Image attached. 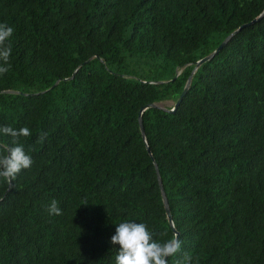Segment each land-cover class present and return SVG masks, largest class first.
I'll use <instances>...</instances> for the list:
<instances>
[{
	"label": "trees",
	"instance_id": "16d2710c",
	"mask_svg": "<svg viewBox=\"0 0 264 264\" xmlns=\"http://www.w3.org/2000/svg\"><path fill=\"white\" fill-rule=\"evenodd\" d=\"M263 8L0 0V23L14 29L0 126L30 129L20 142L34 161L11 187L0 178V264H116L110 241L124 221L146 223L161 243L173 227L181 249L168 264L185 254L193 264H264V14L235 31ZM233 31L168 111L194 62ZM151 102L143 140L137 112ZM0 145L11 137L0 134ZM53 200L59 216L48 212Z\"/></svg>",
	"mask_w": 264,
	"mask_h": 264
},
{
	"label": "clouds",
	"instance_id": "9594fccd",
	"mask_svg": "<svg viewBox=\"0 0 264 264\" xmlns=\"http://www.w3.org/2000/svg\"><path fill=\"white\" fill-rule=\"evenodd\" d=\"M14 29L5 23H0V75L6 74L11 65L12 55L11 38ZM0 134L11 137V146L0 145V178L11 187L13 181L22 170H29L34 161L28 155L21 138L31 136L28 127L14 129L11 126H0ZM47 139V134L42 133L37 143H42ZM3 152H7L4 155ZM87 205L86 202L84 204ZM50 215H61L58 202L53 200L48 207ZM111 244L119 245L118 253L115 257L116 264H168V258L176 256L181 249V241L178 236L159 242L154 238V233L149 230L146 223H136L124 221L117 225L115 235L111 237ZM176 264H193L192 256L185 254Z\"/></svg>",
	"mask_w": 264,
	"mask_h": 264
},
{
	"label": "water",
	"instance_id": "95a60500",
	"mask_svg": "<svg viewBox=\"0 0 264 264\" xmlns=\"http://www.w3.org/2000/svg\"><path fill=\"white\" fill-rule=\"evenodd\" d=\"M264 14V8L262 10V12L256 17V18H253L251 21L247 22V23H244L242 25H240L235 31H237L239 28L241 27H244V26H248L250 25L251 23L259 20L261 18V16ZM234 33V31L232 33H230L229 35H227L216 47L213 51H211L209 54L201 57L200 59L196 60L194 62V65H193V68L191 69L186 81H185V84L180 92V94L178 95L177 99L175 100V102L173 103V107L172 109L168 110V111H172L180 102L182 96L185 94L186 90H187V87L189 85V82H190V77L192 75V73L194 72V70L201 64L203 63L204 61L206 60H209L227 41L228 39L230 38V36ZM56 83V82H55ZM157 106L156 103H147L146 105L140 107V109L138 110L137 112V122H138V127H139V131H140V134H141V137L143 138L144 140V132H143V127H142V124H141V119H140V114L141 112L147 108V107H155ZM146 148V151L149 152V149L147 146H145ZM154 168H155V172H156V177H157V182H158V187H159V190H160V194H161V198H162V203H163V207H164V211H165V216H166V219L169 223V225L172 227V221H171V215H170V211H169V207H168V204H167V200H166V197H165V194H164V191H163V188H162V185H161V181H160V178H159V175H158V171H157V167L156 165L154 164ZM172 230L174 231V235L177 236L178 235V232H176L173 227H172Z\"/></svg>",
	"mask_w": 264,
	"mask_h": 264
},
{
	"label": "rangeland",
	"instance_id": "374dc122",
	"mask_svg": "<svg viewBox=\"0 0 264 264\" xmlns=\"http://www.w3.org/2000/svg\"><path fill=\"white\" fill-rule=\"evenodd\" d=\"M164 104H167V105H169V104H171V102H170V101H167V102H165Z\"/></svg>",
	"mask_w": 264,
	"mask_h": 264
}]
</instances>
